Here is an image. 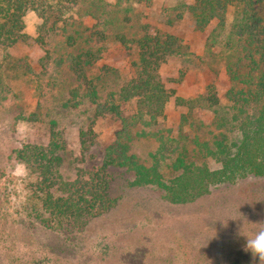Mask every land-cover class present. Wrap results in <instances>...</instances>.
<instances>
[{
	"label": "rangeland",
	"instance_id": "1",
	"mask_svg": "<svg viewBox=\"0 0 264 264\" xmlns=\"http://www.w3.org/2000/svg\"><path fill=\"white\" fill-rule=\"evenodd\" d=\"M195 1L48 0L47 23L29 10L27 37L0 44V264H259L244 251L239 233L243 223L244 232L264 223L262 177L241 174L174 203L157 184L135 185L130 166L112 165L106 171L111 209L49 223L37 198L38 177L18 154L45 149L61 181L75 179L79 169L101 168L122 122L110 112L96 118L97 105L120 96L124 115H133L136 99L121 100V89L138 71L137 41L146 33L172 34L181 54L168 57L159 71L170 99L156 121L132 125L124 140L128 154L156 168L168 184L181 172L179 160L191 170L221 169L224 146L242 138L230 100L246 86L230 75L241 64L230 37L240 6L229 8L225 24L213 21L199 30L186 7ZM86 51L99 57L85 69L96 94L70 68L69 55ZM247 109L264 110V97ZM17 162L26 165L27 176L12 175Z\"/></svg>",
	"mask_w": 264,
	"mask_h": 264
},
{
	"label": "trees",
	"instance_id": "2",
	"mask_svg": "<svg viewBox=\"0 0 264 264\" xmlns=\"http://www.w3.org/2000/svg\"><path fill=\"white\" fill-rule=\"evenodd\" d=\"M2 2L5 5L0 8L5 21L0 23L1 45H13L27 37L23 34V18L29 10L35 11L43 19V24L48 22L49 12L52 11L48 0ZM235 4L240 6L239 18L231 27L230 37L240 47L241 64L236 63L230 69V75L246 86L230 93V100L238 110L235 118L242 138L239 143L224 146L223 167L215 171L206 167L191 170L183 160H179L176 168L181 172L168 184L156 168L148 169L135 160V155L128 154L129 145L124 140L129 136L132 125L137 122L151 124L164 113L170 96L161 80L160 67L168 57L181 54L182 49L175 35L146 33L137 41L138 71L121 89V100L136 99V112L131 116L124 115L117 104L120 96L97 105L96 118L110 112L116 114L122 122L119 137L108 147L101 168L91 171L79 169L75 179L61 181L53 171V162L49 161V153L45 149L38 148L33 153L34 148L26 147L27 150L18 152L19 158L31 166L32 172L38 177L35 187L41 195L37 198L50 214L49 223L111 209L114 201L110 197L106 171L112 165L130 166L136 174L135 185L157 184L174 203H185L203 196L216 182H233L241 174L264 178V110L252 114L247 109L253 104H260L264 97V0H196L186 7L195 17L196 27L204 30L213 21L225 24L229 8ZM121 38L123 43H128L124 37ZM98 58L92 51L70 54L68 57L71 60L70 68L77 75L78 81L89 85L93 94H96V90L88 80L85 69ZM237 67L245 68L247 74L241 73ZM82 144L85 150H89L84 139ZM56 192L60 194L56 195Z\"/></svg>",
	"mask_w": 264,
	"mask_h": 264
},
{
	"label": "clouds",
	"instance_id": "3",
	"mask_svg": "<svg viewBox=\"0 0 264 264\" xmlns=\"http://www.w3.org/2000/svg\"><path fill=\"white\" fill-rule=\"evenodd\" d=\"M26 126L23 124L18 125V132L24 134L26 132ZM13 176L24 177L28 175V169L22 162L15 164ZM260 226L251 230L250 232H244V223L240 229V235L245 238L244 251L251 253L253 261L258 258L259 264H264V223H258Z\"/></svg>",
	"mask_w": 264,
	"mask_h": 264
}]
</instances>
